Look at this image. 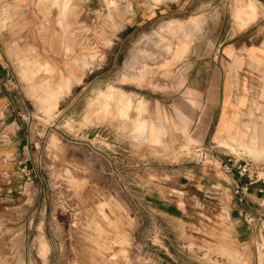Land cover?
<instances>
[{
	"label": "rangeland",
	"instance_id": "rangeland-1",
	"mask_svg": "<svg viewBox=\"0 0 264 264\" xmlns=\"http://www.w3.org/2000/svg\"><path fill=\"white\" fill-rule=\"evenodd\" d=\"M47 1L44 43L51 48L58 23L62 51L36 52L28 39L8 56L39 159L27 165L11 221L0 222V264H184V230L161 211L184 196L176 182L227 178L230 162L264 165L255 137L264 123V0H196L132 26L117 20L120 0L103 14L92 5L90 22L84 0ZM215 64L236 74L230 109L222 106L247 131L203 140L194 123ZM62 79L71 89L60 95ZM142 120L162 130L160 143Z\"/></svg>",
	"mask_w": 264,
	"mask_h": 264
},
{
	"label": "crops",
	"instance_id": "crops-1",
	"mask_svg": "<svg viewBox=\"0 0 264 264\" xmlns=\"http://www.w3.org/2000/svg\"><path fill=\"white\" fill-rule=\"evenodd\" d=\"M110 1L84 0V21L92 20V5H99L100 13L103 14ZM195 1L120 0L118 4L122 12L117 20L124 26H132V22L133 25L145 23ZM47 4V0H0V81L4 84L0 87V222L4 224L7 220L11 221L15 198L22 195L27 165L39 159L29 140V100L8 56L15 44L23 47L28 39L33 42L32 47L36 52L62 51L58 23L55 24L56 32L51 33V48L47 49L44 43L43 31L48 24ZM126 8L133 11L130 17ZM55 10L53 7L50 11L53 13ZM251 54L255 55L254 52ZM237 64L241 66L240 61ZM212 70V77L207 82V102L197 114L194 136L205 140L210 133L218 139L238 130L246 132L239 128L237 116L231 119L227 111L230 109V91L233 90L235 72L230 67L224 70L220 64L213 65ZM70 89L69 79H62L59 94ZM222 101L227 107L225 110ZM188 115V112L184 113L185 129L188 127ZM139 123L146 125L147 132L144 133H148L150 141L160 143L163 140L159 127L147 120ZM235 178L234 175L227 178L211 175L209 178L202 176L196 182L191 180L190 184L176 182L179 187H188L184 196L163 202L164 206L160 210L170 225L184 230V264H264V222L258 230L249 226L244 219V213H251L255 217L263 215L264 218V190L260 191L264 187H251L244 202H240L233 190Z\"/></svg>",
	"mask_w": 264,
	"mask_h": 264
},
{
	"label": "built area",
	"instance_id": "built-area-1",
	"mask_svg": "<svg viewBox=\"0 0 264 264\" xmlns=\"http://www.w3.org/2000/svg\"><path fill=\"white\" fill-rule=\"evenodd\" d=\"M4 86L0 81V87ZM226 172L229 175H234L233 182L234 194L238 197L240 202H244L246 194L253 186L264 187V165L245 162L238 164V162H230L226 165ZM234 172V173H233ZM263 188L260 189L263 192ZM244 219L249 226L254 229H260L263 226V215L259 217L252 216L251 213H244Z\"/></svg>",
	"mask_w": 264,
	"mask_h": 264
},
{
	"label": "bare ground",
	"instance_id": "bare-ground-1",
	"mask_svg": "<svg viewBox=\"0 0 264 264\" xmlns=\"http://www.w3.org/2000/svg\"><path fill=\"white\" fill-rule=\"evenodd\" d=\"M263 90V89H262ZM263 94V93H262ZM264 95V94H263ZM262 97V96H261ZM263 98V97H262ZM261 106V105H260ZM261 113L264 115V110L261 111ZM259 125V124H258ZM260 126V125H259ZM258 129V128H257ZM250 130V129H249ZM255 137L259 139L261 143L264 142V123L262 126H260L259 130L255 132ZM254 150V149H253Z\"/></svg>",
	"mask_w": 264,
	"mask_h": 264
}]
</instances>
